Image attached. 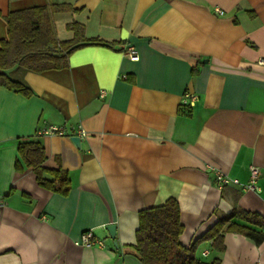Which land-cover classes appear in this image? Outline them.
Instances as JSON below:
<instances>
[{"label": "crops", "instance_id": "1", "mask_svg": "<svg viewBox=\"0 0 264 264\" xmlns=\"http://www.w3.org/2000/svg\"><path fill=\"white\" fill-rule=\"evenodd\" d=\"M51 4L74 9L52 15L68 17L65 39L77 21L110 45L24 72L31 96L0 86V264H141L138 213L168 198L178 202L184 246L234 207L264 218V0H0V41L9 12ZM133 46L137 60L126 54ZM185 92L196 96L192 107ZM51 125L87 134L79 144L39 133ZM27 139L42 144L45 167L67 171L66 194L41 187L31 167L16 169ZM251 165L255 190L244 187ZM216 171L239 183L218 188ZM87 230L103 245L76 244ZM224 246L216 253L203 242L198 257L264 264V242L226 232Z\"/></svg>", "mask_w": 264, "mask_h": 264}, {"label": "trees", "instance_id": "2", "mask_svg": "<svg viewBox=\"0 0 264 264\" xmlns=\"http://www.w3.org/2000/svg\"><path fill=\"white\" fill-rule=\"evenodd\" d=\"M60 11L74 9L66 4H51L11 11L5 16L7 38L0 41V86L31 96L33 90L22 78L24 72L41 73L63 67L71 52L84 45H110L99 38H87L83 34L84 26L77 21L66 24V29L72 32L71 38L57 40L52 15ZM17 151V170L22 169V164L31 167L41 187L63 195L69 191L67 171L43 165L46 156L38 140L19 141ZM233 219L264 228L260 214L234 207L228 214L221 215L203 235L184 246L179 239L183 230L180 208L174 198H168L163 204L139 211L134 249L141 264H221L218 255L209 260L198 257L200 244L209 242L214 252L221 253L226 232L241 233L255 244L264 242V230L247 228Z\"/></svg>", "mask_w": 264, "mask_h": 264}, {"label": "built area", "instance_id": "3", "mask_svg": "<svg viewBox=\"0 0 264 264\" xmlns=\"http://www.w3.org/2000/svg\"><path fill=\"white\" fill-rule=\"evenodd\" d=\"M219 13L223 14V11H219ZM126 54L131 60L138 59V54L134 46L128 47L126 50ZM257 63L260 65H264V57L260 58L257 61ZM105 94H106L105 91H101L100 96L103 97L105 96ZM195 100H196V96L189 92H185L182 96V104L189 106V107H192L194 105ZM39 133L40 134H53V135L55 134L56 136L57 135L79 136L83 139L87 134V132L81 127H78L69 133L65 130L63 126H56V125H51L46 128H43L41 131H39ZM249 173H250L249 182L244 187L249 190H255L257 188L256 182H257V179L260 173L259 167L256 165H251L249 167ZM216 178L219 183L218 188H221L222 186L228 185V184L233 185V184L239 183L238 179H235L233 177L230 178L223 171H216ZM3 204H4L3 200H0V216H1V210H2ZM76 244L81 245L83 247H87V248L95 244L99 246L103 245L101 240L94 238V234L91 230L84 231L80 236V240L77 241ZM207 253H208L207 251H204L202 255H206Z\"/></svg>", "mask_w": 264, "mask_h": 264}, {"label": "rangeland", "instance_id": "4", "mask_svg": "<svg viewBox=\"0 0 264 264\" xmlns=\"http://www.w3.org/2000/svg\"><path fill=\"white\" fill-rule=\"evenodd\" d=\"M68 20V17L63 15V16H59V17H53L52 18V22H53V26H54V30H55V36L57 40H63L66 38V30L63 27V24Z\"/></svg>", "mask_w": 264, "mask_h": 264}, {"label": "water", "instance_id": "5", "mask_svg": "<svg viewBox=\"0 0 264 264\" xmlns=\"http://www.w3.org/2000/svg\"><path fill=\"white\" fill-rule=\"evenodd\" d=\"M75 141H77L79 144L81 143V141L83 140V138L79 137V136H74ZM106 230L108 231L107 234L110 235L111 238H115V234H116V225L114 224H110L106 226Z\"/></svg>", "mask_w": 264, "mask_h": 264}]
</instances>
